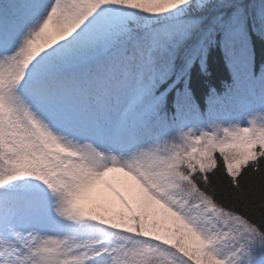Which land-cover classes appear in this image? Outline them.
Returning a JSON list of instances; mask_svg holds the SVG:
<instances>
[{
    "label": "snow or ice",
    "instance_id": "obj_1",
    "mask_svg": "<svg viewBox=\"0 0 264 264\" xmlns=\"http://www.w3.org/2000/svg\"><path fill=\"white\" fill-rule=\"evenodd\" d=\"M0 264H264V0H0Z\"/></svg>",
    "mask_w": 264,
    "mask_h": 264
},
{
    "label": "trees",
    "instance_id": "obj_2",
    "mask_svg": "<svg viewBox=\"0 0 264 264\" xmlns=\"http://www.w3.org/2000/svg\"><path fill=\"white\" fill-rule=\"evenodd\" d=\"M221 62L218 56L215 53H210L208 57V74H204L200 71L199 65H194L192 69V77H193V86L198 88L199 90L203 87V82L200 77H198V73H201L203 79L207 78L209 81H215L220 77L224 76V71L221 67ZM195 87V88H196ZM124 210V208H118L117 211Z\"/></svg>",
    "mask_w": 264,
    "mask_h": 264
},
{
    "label": "rangeland",
    "instance_id": "obj_3",
    "mask_svg": "<svg viewBox=\"0 0 264 264\" xmlns=\"http://www.w3.org/2000/svg\"><path fill=\"white\" fill-rule=\"evenodd\" d=\"M115 175L119 176V175H121V174H115ZM130 183L134 184V182H131V181H130ZM113 184H114V186H115L119 191H120V189L122 188V189L124 190V192L127 193L128 195H129V194H131V195L133 194V192H131V191H129L127 188L123 187V186L119 183V181H117V180H113ZM100 191H102V190H100ZM102 192H104L106 195H108V196H110V197H112V195H113V193L111 192V190L108 189L107 187H106V190H103ZM93 195L95 196V193H93Z\"/></svg>",
    "mask_w": 264,
    "mask_h": 264
}]
</instances>
